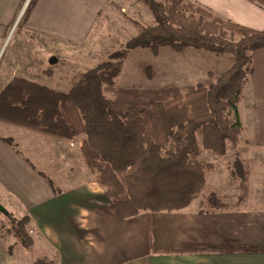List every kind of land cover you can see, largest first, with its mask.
<instances>
[{"label":"trees","instance_id":"1","mask_svg":"<svg viewBox=\"0 0 264 264\" xmlns=\"http://www.w3.org/2000/svg\"><path fill=\"white\" fill-rule=\"evenodd\" d=\"M247 1L264 10V0ZM142 2L154 24H137V35L82 73L68 90L58 92L15 77L0 91V123L65 142L82 138L86 167L97 173L106 199L126 220L142 213L177 212L196 200L214 169L199 160L202 149L218 158L231 152L235 176L244 174L237 105L254 73L253 55L264 49V30L220 19L192 0ZM165 47L230 54L233 62L209 86L198 84L184 94L171 89L169 98L148 105L118 103L105 96L130 51L145 49L158 56ZM2 140L12 146L10 139ZM204 206L223 209L226 204L211 193ZM4 217L0 238L13 240L8 254L16 245L30 250L29 218L8 212Z\"/></svg>","mask_w":264,"mask_h":264},{"label":"crops","instance_id":"2","mask_svg":"<svg viewBox=\"0 0 264 264\" xmlns=\"http://www.w3.org/2000/svg\"><path fill=\"white\" fill-rule=\"evenodd\" d=\"M194 1L223 20L255 31L264 29V10L247 0ZM24 2L0 0V21L12 22L10 34ZM106 3L35 0L24 19L27 28L20 25L19 30L24 29L26 39L35 40L36 48H44V38L83 47ZM34 57L31 67L37 69L43 54L36 52ZM28 59L29 54L23 61ZM253 65L248 99L252 110L264 105V49L253 55ZM262 116L258 112L253 116L257 120L252 121V131L258 136ZM2 139L9 138L0 136V205L5 208L12 201L10 206L15 204L19 214H10L29 218L30 250L39 248L52 264H264V206L242 208L231 200L238 197L235 193L226 199L213 192L226 204L223 209L204 206L206 199L193 205L196 199L177 212L142 213L126 220L106 199L97 173L84 164L82 138L70 142L53 139L57 161L45 163L46 169L53 171V180ZM258 144L264 150L261 140ZM246 146L240 153L242 161L256 148ZM251 193L264 205V188ZM7 240L0 238V264L38 261L26 262L21 252L9 255Z\"/></svg>","mask_w":264,"mask_h":264},{"label":"rangeland","instance_id":"3","mask_svg":"<svg viewBox=\"0 0 264 264\" xmlns=\"http://www.w3.org/2000/svg\"><path fill=\"white\" fill-rule=\"evenodd\" d=\"M34 1L25 0L22 10L16 17L18 20L16 19L17 23L12 34H10L13 28L12 22L0 21V91L15 76L19 78L24 76V79L30 82L47 86L58 92L66 91L78 81L82 73L101 63L110 53L119 50L127 40L137 35V24L141 26L154 24L153 17L142 0H107L96 20L92 34L83 47L44 38L42 40L45 43H41L44 48L40 49V47H35L33 43L35 40L25 38L24 29L19 30L20 25L27 28L28 25L24 19L33 7ZM38 44L40 46V43ZM36 52L43 54L40 60L42 64L38 62L37 69L34 68L35 66L31 67ZM28 54L30 59L23 61ZM232 62L233 56L230 54H214L191 48L177 52L165 47L160 50L158 56L145 49H136L127 54L122 70L114 80V88L105 90L104 94L118 103L144 106L150 102L166 100L169 98L171 89H179L184 94L187 88L198 84L209 86L227 70ZM27 67L29 69L24 70ZM249 83V80L245 83L241 101L237 105L243 126L238 149L241 153L246 145H249L250 149L256 145V148L250 151V155L243 156L245 159L242 162L244 168L242 176H235V169L233 172L231 152H227L225 157L218 158L202 149L199 160L203 163H212L214 169L207 173V186L193 205H198L200 200L204 201L206 197L215 192L226 199L228 198L225 196L230 194L231 199L235 193L238 197L234 199L233 196L231 200L242 208L252 209L264 206L263 203L259 205L261 199L252 198L251 193L255 191L257 194L264 188V157H260L264 156V150L258 144L260 140L264 144L263 116L261 118L263 121L259 125V136L257 132L252 131L255 129L252 122L255 119V113L258 112L259 116L264 114V105H255L254 110L250 108L248 99L251 87ZM256 95L258 96L259 92ZM0 136L9 138L15 151L34 162L36 168L53 180V171L46 169L47 164L45 163L49 161L53 164V160L57 161L54 156L56 151L53 150L54 138L2 123H0ZM15 172L20 173L19 170ZM0 188L2 190L1 185ZM11 203L12 201L5 206L6 211L19 214L16 205L10 206ZM4 216L0 213V223L5 221ZM7 239V244L11 245L13 240ZM12 250L13 255L24 253L26 262L32 263L31 259H37L50 263L44 259L39 248L29 251L16 245ZM18 264L25 263L20 261Z\"/></svg>","mask_w":264,"mask_h":264},{"label":"water","instance_id":"4","mask_svg":"<svg viewBox=\"0 0 264 264\" xmlns=\"http://www.w3.org/2000/svg\"><path fill=\"white\" fill-rule=\"evenodd\" d=\"M0 213H2V214H4V215L7 214L6 209H5L2 205H0Z\"/></svg>","mask_w":264,"mask_h":264}]
</instances>
